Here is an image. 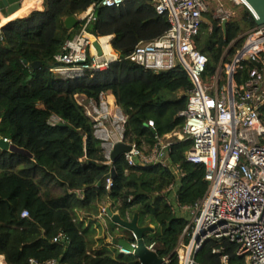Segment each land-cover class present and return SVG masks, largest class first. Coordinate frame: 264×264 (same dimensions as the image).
Returning <instances> with one entry per match:
<instances>
[{
	"label": "trees",
	"instance_id": "obj_1",
	"mask_svg": "<svg viewBox=\"0 0 264 264\" xmlns=\"http://www.w3.org/2000/svg\"><path fill=\"white\" fill-rule=\"evenodd\" d=\"M101 1L43 0L39 8L0 30V135L32 153L31 157L0 148V254L8 264H32V259L143 264L138 256L120 251L119 239H135L131 230L102 211L108 207L126 220L138 214L140 227H153L143 232L145 243L155 244L160 257L172 254V264H179L173 252L189 220L173 211L165 193L177 177L159 163L129 166L123 155L106 164L93 122L77 97L115 95L127 116L125 140L149 149L158 136L184 126L181 112L194 86L184 69L155 72L128 58L141 41L160 37L170 27L168 17L158 14L151 1L128 0L120 7L99 5ZM93 3L98 4L96 19L87 24L86 31L103 36L105 50L120 52L121 60L79 80L54 77L55 55L80 30H67L65 17L79 15ZM239 14L228 21L227 36L212 13L206 14L211 23L204 22L196 38L198 49L210 60L205 77L215 72L229 41L255 25L247 8ZM110 35H114L113 48ZM34 61L41 66L33 69L30 63ZM252 66L244 61L238 81L247 77ZM192 145V139L170 145L172 162L185 172L177 192L180 205L195 204L208 186L205 166L187 160ZM113 167L116 177L108 189L106 175ZM25 211L28 216H23ZM59 233L68 239L54 241ZM188 241L189 236L184 238ZM217 248L225 249L230 264H246V257L237 255V245L226 237L208 239L196 261L221 264L219 254L214 253Z\"/></svg>",
	"mask_w": 264,
	"mask_h": 264
},
{
	"label": "built area",
	"instance_id": "obj_2",
	"mask_svg": "<svg viewBox=\"0 0 264 264\" xmlns=\"http://www.w3.org/2000/svg\"><path fill=\"white\" fill-rule=\"evenodd\" d=\"M126 1L102 0L99 5L120 7ZM148 1L154 4L158 14L168 17L170 27L160 37L141 41L128 58L155 72L184 69L194 87L188 93L186 109L181 112L185 117L183 127L158 136L149 149L131 144L123 157L129 166L162 164L177 177L165 193L174 212L189 214L182 239L173 252L178 255L179 264H201L196 261V254L203 244L208 239L223 237L237 245L236 253L246 257V264H264V25L255 22L230 40L215 72L205 77L210 60L196 44L203 17L211 12L213 19L222 25L224 20L229 21L235 15L223 0ZM227 1L247 8L254 20L257 18L246 0ZM97 7L98 4L93 3L77 15L84 27L68 38L55 55L57 66L51 68L54 77L79 80L121 60L120 52L113 50L112 54L105 50L103 36H95L94 40L87 36L90 33L86 26L96 19ZM7 23L0 22V30ZM113 38L114 35L109 41L111 46ZM96 40L101 45V54L94 45ZM240 42L232 55V49ZM244 61L253 66L247 77L238 81ZM111 95L101 93L98 99L85 95L77 97L93 122V133L100 141L106 164L113 163L112 153L117 143H128L125 140L127 116L116 97L113 101L110 99ZM149 125L154 126V121L150 120ZM186 139L193 140L186 153L187 160L205 166L208 183L204 195L193 205L178 202L179 180L185 172L170 157V145ZM112 186L113 178L107 177V188ZM102 211L106 212V208ZM28 214L25 211L23 216ZM133 236L134 250L118 246L122 253L137 255L139 238L134 232ZM187 236L189 241L185 243ZM62 239L68 237L59 233L54 241ZM146 247L157 252L153 243H146ZM224 250L217 248L214 253L219 254L221 264H230V257ZM161 258L172 264V254ZM0 262L8 264L3 254H0ZM31 263L72 264L57 259L43 262L32 259Z\"/></svg>",
	"mask_w": 264,
	"mask_h": 264
},
{
	"label": "water",
	"instance_id": "obj_3",
	"mask_svg": "<svg viewBox=\"0 0 264 264\" xmlns=\"http://www.w3.org/2000/svg\"><path fill=\"white\" fill-rule=\"evenodd\" d=\"M248 5L251 7L252 12L255 13L257 18L255 22L259 25H264V0H246ZM23 0H0V11L4 16L11 15L14 12L21 9ZM204 22L211 23L207 17H203ZM80 24V19L77 15H70L65 17L64 25L67 30H71L77 25ZM227 24L228 20H224L222 27L224 30L225 35L227 36ZM94 45L97 47L98 52L102 53V48L98 40L94 42ZM30 66L33 69H37L41 66L40 61H34L30 63ZM131 144L126 142H119L116 144L113 153H112V160L113 162L116 161L119 157L123 155L124 152L129 151L131 149ZM0 148L4 150H8L10 152L24 154L32 157V153L25 148L19 147L16 144L10 142L6 138L0 135ZM107 177H116V169L113 167L110 174L106 175ZM103 175L100 176V179ZM108 216L114 221L115 223L131 230L132 232L136 233L139 238V245L140 247L137 250V255L143 264H167L156 251L150 250L146 247V243L142 238V234L147 229H152V226L147 227H140L138 225V214H135L132 220L123 219L118 212H112V210L108 207L106 208ZM117 245L124 249L133 251L134 246L131 244L130 241L126 239H119Z\"/></svg>",
	"mask_w": 264,
	"mask_h": 264
},
{
	"label": "crops",
	"instance_id": "obj_4",
	"mask_svg": "<svg viewBox=\"0 0 264 264\" xmlns=\"http://www.w3.org/2000/svg\"><path fill=\"white\" fill-rule=\"evenodd\" d=\"M32 1H33V0H23V2H22V6H21V9L18 10V11H16V12H14V13L11 14V15L4 16V15L1 13V11H0V22H4V21H3L4 18H7L8 20H7L6 22H9V20L12 19V18H14V17L23 16V15L27 14L28 12H30L31 10L36 9V8H39V7L41 6L42 2H43V0H38V2H36V4H35L33 7L26 8V6H27L30 2H32ZM240 13H241V12H240ZM90 35H93V34H90ZM93 36L95 37V35H93ZM113 50L116 51L115 49H113ZM107 52L112 53L110 50L107 51ZM116 52H117V51H116ZM112 54H114V53H112ZM116 54H117V53H116ZM112 95H113V94H112ZM112 95H111V96H112ZM113 97L115 98V95H113ZM83 214H84V217H86L87 214H86L85 212H83ZM102 222H103L104 224H106V221H105V219H103V218H102Z\"/></svg>",
	"mask_w": 264,
	"mask_h": 264
},
{
	"label": "rangeland",
	"instance_id": "obj_5",
	"mask_svg": "<svg viewBox=\"0 0 264 264\" xmlns=\"http://www.w3.org/2000/svg\"><path fill=\"white\" fill-rule=\"evenodd\" d=\"M223 2L226 4V6H227V8H232L233 10H235L236 12H238V13H236L235 14V16H236V18H239L240 17V12L242 13L243 11H244V7L243 6H238V5H236V4H234V3H232V2H228L227 0H223ZM229 6V7H228ZM76 27H78V28H80V30H79V32L82 30V28L84 27V24L83 23H80L79 25H77ZM75 28V27H74ZM78 32V33H79ZM111 37H112V35H110ZM55 66H57V63L55 62V63H53V67H55ZM182 92H180V94H181ZM79 98H81L80 96H78ZM54 189H56L55 187H54ZM58 189V188H57ZM181 214L182 215H184V216H186V217H189V214L187 213V212H181ZM82 215H83V217H84V214L82 213Z\"/></svg>",
	"mask_w": 264,
	"mask_h": 264
},
{
	"label": "bare ground",
	"instance_id": "obj_6",
	"mask_svg": "<svg viewBox=\"0 0 264 264\" xmlns=\"http://www.w3.org/2000/svg\"><path fill=\"white\" fill-rule=\"evenodd\" d=\"M36 2H38V0H33L32 2H30L27 6H26V8H30V7H33L35 4H36ZM8 19L7 18H4L3 19V21H4V23H6V21H7ZM88 36V38H90L91 40H94V36L93 35H87ZM110 99L113 101V99L110 97ZM0 264H2L1 262H0Z\"/></svg>",
	"mask_w": 264,
	"mask_h": 264
}]
</instances>
